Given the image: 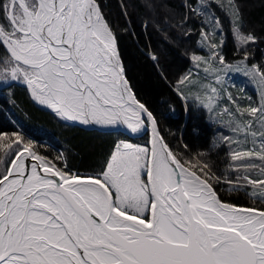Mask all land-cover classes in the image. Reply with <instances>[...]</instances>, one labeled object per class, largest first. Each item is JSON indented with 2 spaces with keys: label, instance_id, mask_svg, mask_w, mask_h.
<instances>
[{
  "label": "snow or ice",
  "instance_id": "1",
  "mask_svg": "<svg viewBox=\"0 0 264 264\" xmlns=\"http://www.w3.org/2000/svg\"><path fill=\"white\" fill-rule=\"evenodd\" d=\"M213 6L229 17L243 54L236 69L244 65L262 94L264 67L245 64L256 37L242 31L236 0L184 5L178 27L195 20L212 51L191 56L203 79L189 72L174 91L229 117L232 135L213 144L228 148L221 175L210 153L192 155L187 144L177 151L161 134L125 75L99 0H0V87L25 84L64 120L151 132L149 146L117 145L91 175L42 155L19 132L0 133V264H264V208L225 202L214 187L223 182L264 203V101L241 107L229 93L236 108H220L218 85L234 66L214 41L223 24ZM142 7L162 22V0Z\"/></svg>",
  "mask_w": 264,
  "mask_h": 264
},
{
  "label": "trees",
  "instance_id": "2",
  "mask_svg": "<svg viewBox=\"0 0 264 264\" xmlns=\"http://www.w3.org/2000/svg\"><path fill=\"white\" fill-rule=\"evenodd\" d=\"M99 2L116 35L126 77L137 98L157 116L162 135L177 151L181 144H187L192 155L210 153L208 159L214 165L213 171L221 175L228 148L213 144L219 136L230 133L218 121H213L206 109L192 100L185 103L174 91L178 79L195 67L191 56L209 54L199 23L192 20L186 25L191 35H185L186 29L178 27L185 15L184 5L195 0H162L165 9L159 23L142 7L144 0ZM236 2L242 12V31L256 37L248 46V61L252 63V57L258 58L260 66L264 63V0ZM213 7L223 24V36L217 32L214 41L219 43L225 60L242 59L229 17L220 8ZM153 55L158 59L153 60ZM242 106L247 107V102ZM14 132L30 139L42 155L49 159L63 157L74 170L88 175L102 170L120 140L140 142L138 140L142 139L124 132L101 131L67 122L51 109L39 105L27 86L18 82L0 87V133ZM214 187L225 202L264 208V203L253 201L243 190L230 191L223 182Z\"/></svg>",
  "mask_w": 264,
  "mask_h": 264
},
{
  "label": "rangeland",
  "instance_id": "3",
  "mask_svg": "<svg viewBox=\"0 0 264 264\" xmlns=\"http://www.w3.org/2000/svg\"><path fill=\"white\" fill-rule=\"evenodd\" d=\"M206 48L209 50V54L205 57L208 58L210 56V52L212 51L207 44L205 43ZM219 45V43H218ZM220 51V49H218ZM254 56V55H251ZM242 59H238L236 61L233 60H225L226 63L233 65V69L230 71H227L223 75L222 82L218 85L220 89H222V96H221V102H220V108L224 109L227 108L229 111H233L236 108V105L233 104L228 99V94L230 93L232 98L236 100V104L242 106L243 102H247L248 106H258L262 101H264V94L261 93L260 86L257 83V80H254L251 76L248 75L245 66L241 65L239 70L236 69V65L239 64V62ZM257 61V62H255ZM213 63H215L213 61ZM247 67H250L251 65H259L258 58L255 60L252 57V63H250L248 60L245 62ZM260 66L264 67V63ZM199 73V76L201 79L204 77V73L201 68H197L196 66L193 68V75ZM211 76L209 77V81H211ZM23 84V83H21ZM25 85V84H24ZM30 91V90H29ZM37 102V101H36ZM38 103V102H37ZM198 106V105H197ZM207 113L210 115L213 121H218V123L223 126L227 131L232 135L230 128L227 126V120L229 119L228 116H221L218 117L216 113L209 112L206 110ZM142 139L138 141L140 142H130L128 140H121L118 145H121L123 143H129L133 145H138L142 147L149 146V140L148 136L145 138L144 136L141 137Z\"/></svg>",
  "mask_w": 264,
  "mask_h": 264
},
{
  "label": "water",
  "instance_id": "4",
  "mask_svg": "<svg viewBox=\"0 0 264 264\" xmlns=\"http://www.w3.org/2000/svg\"><path fill=\"white\" fill-rule=\"evenodd\" d=\"M76 123L78 125L82 126V127H85V128H93V129H98V130H101V131H121V132L127 133L128 135H130L132 137H141V136H143V135H145L147 133L146 131L132 132L131 129H129L126 124H122V123H117L119 125L117 128H113L110 125H108V126L97 125V124L85 125V124H83L81 122H76ZM150 135H151V132H150V129H149V141H150Z\"/></svg>",
  "mask_w": 264,
  "mask_h": 264
},
{
  "label": "bare ground",
  "instance_id": "5",
  "mask_svg": "<svg viewBox=\"0 0 264 264\" xmlns=\"http://www.w3.org/2000/svg\"><path fill=\"white\" fill-rule=\"evenodd\" d=\"M39 104V103H38ZM39 105H41V104H39ZM41 106H43V107H46V108H48L47 106H45V105H41ZM50 109V108H49ZM52 110V109H51ZM53 111V110H52ZM54 112V111H53ZM55 113V112H54ZM62 119V118H61ZM64 120V119H63ZM66 121V120H65ZM104 126H108V125H104ZM111 127H113V128H117L119 125L118 124H113V125H110ZM113 132H117V131H113ZM147 133V136H148V140H149V130L148 131H146ZM121 141V140H120ZM118 145V144H117ZM239 206V205H238ZM245 207H248V206H245ZM257 209H259V208H257Z\"/></svg>",
  "mask_w": 264,
  "mask_h": 264
},
{
  "label": "crops",
  "instance_id": "6",
  "mask_svg": "<svg viewBox=\"0 0 264 264\" xmlns=\"http://www.w3.org/2000/svg\"><path fill=\"white\" fill-rule=\"evenodd\" d=\"M66 121H68V120H66ZM68 122H75V123H76V122H78V121H68Z\"/></svg>",
  "mask_w": 264,
  "mask_h": 264
}]
</instances>
